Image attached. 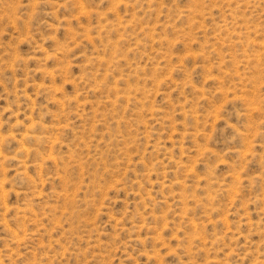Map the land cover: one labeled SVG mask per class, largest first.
I'll return each instance as SVG.
<instances>
[{
  "label": "rangeland",
  "instance_id": "rangeland-1",
  "mask_svg": "<svg viewBox=\"0 0 264 264\" xmlns=\"http://www.w3.org/2000/svg\"><path fill=\"white\" fill-rule=\"evenodd\" d=\"M0 264H264V0H0Z\"/></svg>",
  "mask_w": 264,
  "mask_h": 264
}]
</instances>
